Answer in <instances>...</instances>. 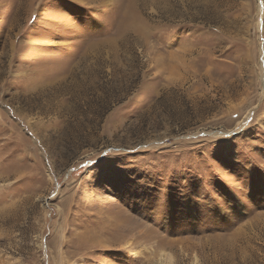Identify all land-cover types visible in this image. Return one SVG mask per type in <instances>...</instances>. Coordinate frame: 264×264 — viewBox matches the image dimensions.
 Returning <instances> with one entry per match:
<instances>
[{
    "label": "rangeland",
    "instance_id": "374dc122",
    "mask_svg": "<svg viewBox=\"0 0 264 264\" xmlns=\"http://www.w3.org/2000/svg\"><path fill=\"white\" fill-rule=\"evenodd\" d=\"M109 1L0 0V264H264V0Z\"/></svg>",
    "mask_w": 264,
    "mask_h": 264
},
{
    "label": "bare ground",
    "instance_id": "6f19581e",
    "mask_svg": "<svg viewBox=\"0 0 264 264\" xmlns=\"http://www.w3.org/2000/svg\"><path fill=\"white\" fill-rule=\"evenodd\" d=\"M78 1H80V2H83L84 0H78ZM106 3H108V2H110L109 0H104ZM135 1V0H134ZM137 1V0H136ZM136 3V2H135ZM126 6V5H125ZM124 6V7H125ZM131 7H132V3H131ZM132 8H134V7H132ZM130 10V9H129ZM133 10V9H132ZM129 13V12H128ZM131 13H129V14H127V15H130ZM134 15V14H133ZM134 17V16H133ZM131 17H129V19H130ZM126 19H127V17H126ZM128 19V20H129ZM134 19V18H133ZM136 19H137V17H136ZM126 21V20H125ZM124 24V23H123ZM128 24V23H127ZM127 24H124V25H127Z\"/></svg>",
    "mask_w": 264,
    "mask_h": 264
}]
</instances>
